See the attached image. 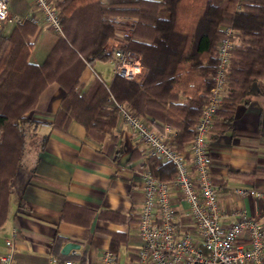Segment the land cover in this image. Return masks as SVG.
Wrapping results in <instances>:
<instances>
[{"label":"trees","instance_id":"trees-1","mask_svg":"<svg viewBox=\"0 0 264 264\" xmlns=\"http://www.w3.org/2000/svg\"><path fill=\"white\" fill-rule=\"evenodd\" d=\"M62 19L64 36L58 35L41 63L30 60L37 27L30 21L15 24L8 37L0 27V225L7 217L13 182L22 165L29 130L38 121L28 116L40 93L56 81L65 90L52 114L51 129L67 132L72 120L87 134L101 138L111 132L118 113L116 101L137 114L150 115L176 130L170 146L182 150L195 134L201 107L214 84L217 42L221 25L234 30L229 62V92L217 110L211 129L232 127L240 100L253 83L264 96V0H54ZM239 4V6H237ZM168 15L164 16L163 13ZM112 15L133 16L137 22L128 48L141 53L148 71L141 83L115 75L107 84L95 74L86 85V68L97 60L109 61L104 45L114 34ZM49 28V27H48ZM51 30V28H49ZM48 133L43 135V141ZM145 165L160 179H171L176 166L148 155ZM109 218L129 221L121 212L106 211ZM139 218V216H138ZM137 218V221H138ZM118 233L112 234L116 248ZM63 240L56 234L51 256L59 260L84 255L55 256ZM264 261V259H263Z\"/></svg>","mask_w":264,"mask_h":264},{"label":"crops","instance_id":"crops-1","mask_svg":"<svg viewBox=\"0 0 264 264\" xmlns=\"http://www.w3.org/2000/svg\"><path fill=\"white\" fill-rule=\"evenodd\" d=\"M8 2L12 14L24 15L30 10V0ZM111 20L113 29L122 31L128 40L137 18L112 15ZM32 23L37 33L31 38L34 44L30 60L41 63L58 35L46 26ZM15 24L0 25L3 35L8 37ZM113 44L116 42L112 34L104 45L105 50L109 52ZM98 61L101 60L85 69L81 80L86 85L95 74L105 83H111L112 72L104 79L95 67ZM143 68V79L137 83L147 74L148 69ZM64 94L59 83H49L40 93L35 109L27 113L39 123L35 131H30L31 142H27L22 165L13 182L7 217L0 225V253L10 250L6 241L12 239L10 264H48L52 257L50 249L58 234L63 240L53 250L55 256L84 255L85 262H94L101 248L108 246L117 253L120 263H131L137 259L142 245L137 218L143 202L141 172L147 167V156L137 136L118 113L111 132L101 138L91 137L76 120L69 123L67 132L51 129L52 114ZM139 115L146 116L150 123L149 114ZM158 122L160 126L150 125L159 131L168 125L174 139L175 128ZM208 139L212 156L210 173L217 187L220 222L231 223L236 219V211L245 209L264 225V96L258 92L256 83L240 100L232 127L224 132L211 129ZM239 187L255 188L262 194L242 195L235 190ZM171 201L175 208L173 222L179 234L189 233L200 245L187 202L178 195ZM108 210L128 215L130 220H113ZM113 233H118L115 249L111 246ZM68 241L78 243L79 247L64 255L61 248ZM71 259L80 263L78 258Z\"/></svg>","mask_w":264,"mask_h":264},{"label":"built area","instance_id":"built-area-1","mask_svg":"<svg viewBox=\"0 0 264 264\" xmlns=\"http://www.w3.org/2000/svg\"><path fill=\"white\" fill-rule=\"evenodd\" d=\"M30 4L27 13L15 15L11 13L8 0H0V25L27 20L64 36L62 19L53 0H30ZM220 29L223 35L217 42L214 84L194 125L195 134L185 148L176 150L170 146L173 131L168 125L163 131L156 130L146 116L115 100L119 116L141 142L144 154L173 162L176 173L171 179L163 180L155 177L147 167L141 172L143 202L137 226L142 245L137 259L131 263H120L117 253L105 246L99 251L96 261L84 264H264V225L245 209H238L236 219L231 223H221L217 187L210 173L212 156L208 136L217 110L229 92L228 67L235 43L232 27L221 25ZM113 39L116 44L109 50L112 75L141 81L144 68L140 54L128 48V40L122 31L115 29ZM235 190L242 195L262 194L255 188L239 187ZM175 195L187 202L200 245L189 233L179 234L173 222L175 208L171 199ZM6 243L10 250L0 253V264L11 263L12 239H7ZM48 264L81 263L71 258L59 260L51 257Z\"/></svg>","mask_w":264,"mask_h":264},{"label":"rangeland","instance_id":"rangeland-1","mask_svg":"<svg viewBox=\"0 0 264 264\" xmlns=\"http://www.w3.org/2000/svg\"><path fill=\"white\" fill-rule=\"evenodd\" d=\"M96 69H98L100 72H102V77L104 79H108L111 74L112 70V63L111 61H98V64L95 65ZM31 133L29 130V135H28V141L29 143L31 142Z\"/></svg>","mask_w":264,"mask_h":264},{"label":"water","instance_id":"water-1","mask_svg":"<svg viewBox=\"0 0 264 264\" xmlns=\"http://www.w3.org/2000/svg\"><path fill=\"white\" fill-rule=\"evenodd\" d=\"M79 244L73 241L66 242L62 248L61 251L64 253V255H68L69 251L73 248H78Z\"/></svg>","mask_w":264,"mask_h":264}]
</instances>
